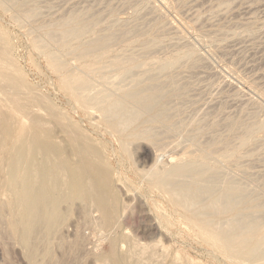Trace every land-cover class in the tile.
<instances>
[{
	"label": "rangeland",
	"instance_id": "374dc122",
	"mask_svg": "<svg viewBox=\"0 0 264 264\" xmlns=\"http://www.w3.org/2000/svg\"><path fill=\"white\" fill-rule=\"evenodd\" d=\"M0 58V264H264V0H0Z\"/></svg>",
	"mask_w": 264,
	"mask_h": 264
},
{
	"label": "bare ground",
	"instance_id": "6f19581e",
	"mask_svg": "<svg viewBox=\"0 0 264 264\" xmlns=\"http://www.w3.org/2000/svg\"><path fill=\"white\" fill-rule=\"evenodd\" d=\"M98 40H99V38H98ZM104 44V43H103ZM101 45V44H100ZM92 48V47H91ZM107 48V47H106ZM96 50H98V49H96ZM89 51H91V50H89ZM0 62H2V59L0 58ZM120 62H121V60H120ZM127 62V61H126ZM79 83H81V82H79ZM65 89L68 91V92H72V90L67 86V87H65ZM76 100H78V99H76ZM115 101V100H114ZM118 102V101H117ZM114 103H116V102H114ZM117 104V103H116ZM117 106V105H116ZM109 107V106H108ZM113 107V106H112ZM111 107V108H112ZM114 107H115V105H114ZM117 108V107H116ZM115 108V109H116ZM119 108V107H118ZM114 109V110H115ZM72 110V109H71ZM110 110V109H109ZM140 110V109H139ZM111 112V111H110ZM124 113V112H123ZM113 115V114H112ZM170 117V116H169ZM114 119V118H113ZM121 119V118H120ZM66 120V119H65ZM153 121V120H152ZM118 123H119V121H118ZM125 122H123V124H124ZM117 124V123H116ZM125 125V124H124ZM123 125V126H124ZM121 127V126H120ZM125 127V126H124ZM122 128V127H121ZM123 131V130H122ZM146 131H148V130H146ZM75 132V131H74ZM73 132V133H74ZM140 137V136H139ZM226 143V142H225ZM59 144V143H58ZM132 144V143H131ZM80 146V145H79ZM93 147V146H92ZM155 147V146H154ZM156 148V147H155ZM76 149V148H75ZM217 149H218V147H217ZM80 150V149H79ZM24 151V150H23ZM148 153V152H147ZM153 154V153H152ZM145 155H146V152H145ZM148 155V154H147ZM204 155V154H203ZM91 156V155H90ZM144 156V155H143ZM145 157V156H144ZM148 158V157H147ZM3 159V158H2ZM171 163V162H170ZM14 167V166H13ZM107 168V167H106ZM84 172V171H83ZM87 172H89V171H87ZM85 175V174H84ZM88 176V175H87ZM98 176V175H97ZM174 176H176V174L175 175H168V177L167 178H169V177H172V180L173 179H175V178H173ZM86 177V176H85ZM90 176H88V178H89ZM158 178H160V177H157V179L155 180V182L153 183L154 184V186H159L160 187V182H159V180H158ZM57 180V179H56ZM89 180H90V178H89ZM157 181H158V183H157ZM24 182V181H23ZM92 182V181H91ZM25 184V183H24ZM93 184V183H92ZM82 185V184H81ZM91 185V184H90ZM89 185V186H90ZM76 187H77V184H76ZM93 187V186H92ZM98 187V186H97ZM168 187V186H167ZM118 188V187H117ZM99 189V188H98ZM90 191V190H89ZM92 191V190H91ZM214 191V190H213ZM29 192H32V191H29ZM29 192L28 191H25V193H24V197H25V203L27 202V204H29V206L27 207V208H31V207H35V205H36V202L35 201H33L32 200V198H30L29 197ZM34 192V191H33ZM77 193H78V191H77ZM173 193V192H172ZM46 194V193H45ZM96 193H94V195H95ZM105 194V193H104ZM30 195H31V193H30ZM131 195V194H130ZM48 196V195H47ZM100 196H101V194H100ZM134 196V195H133ZM177 197V196H176ZM225 197V196H224ZM60 198V197H59ZM92 198V197H91ZM97 198V197H96ZM106 198V197H105ZM184 198V197H183ZM218 199H219V196L217 197ZM226 198V197H225ZM185 199V198H184ZM92 200V199H91ZM211 200H213V199H211ZM216 200V199H215ZM226 200V199H225ZM59 201V200H58ZM57 201V202H58ZM214 201V200H213ZM232 201V200H231ZM102 202V201H101ZM185 202V201H184ZM58 204V203H57ZM209 204V203H208ZM216 204H217V202H216ZM223 204V203H222ZM95 205V204H94ZM194 205V204H193ZM197 205V204H196ZM207 206V205H206ZM218 206H219V204H218ZM227 206V205H226ZM98 207V206H97ZM211 207V206H210ZM224 207H225V205H224ZM94 208V207H93ZM41 209V208H40ZM40 209H38V211L40 210ZM111 209V208H110ZM92 210V209H91ZM95 210V209H94ZM224 210V209H223ZM6 211V210H5ZM222 211V210H221ZM27 212V211H26ZM92 212V211H91ZM114 212V211H113ZM217 212V211H216ZM207 213V212H206ZM41 214V213H40ZM207 214H209V213H207ZM42 215V214H41ZM95 215V214H94ZM202 215V214H201ZM206 215V214H205ZM204 215V216H205ZM237 215H239V214H237ZM90 216V215H89ZM112 216V215H111ZM92 217V216H91ZM96 217V216H95ZM234 217V216H233ZM25 218V228L27 229V230H29L30 228H32L33 226H34V224H36L35 222L37 221L36 220V217L34 216V215H31V216H26V217H24ZM57 217H53L52 218V221L54 220V219H56ZM109 218V217H108ZM111 218V217H110ZM96 219V218H95ZM95 219H93L92 218V220H95ZM115 219V218H114ZM89 220V219H88ZM111 220V219H110ZM116 220V219H115ZM229 220V219H228ZM17 222V221H16ZM95 222V221H94ZM93 222V223H94ZM211 222V221H210ZM93 223H92V221H91V224L93 225ZM97 223V222H96ZM100 223V225L102 224L101 223V221L99 222ZM105 223V222H104ZM208 224H209V222H208ZM33 225V226H32ZM96 225V224H95ZM94 225V227H96ZM99 224L97 225V227L98 226H100ZM106 225V224H105ZM216 225V224H215ZM90 226V225H89ZM102 226V225H101ZM93 227V228H94ZM92 228V229H93ZM99 229V228H98ZM94 231H96V230H94ZM203 231L207 234V236L208 237H210V238H214V236H213V233L210 231V230H208V229H203ZM247 231V230H246ZM91 232H93V231H91ZM93 234V233H92ZM96 234V233H95ZM125 234V233H124ZM102 235V234H101ZM101 235H99V236H101ZM169 235V234H168ZM123 236V235H122ZM121 236V237H122ZM127 236V235H126ZM90 237V236H89ZM95 237V236H94ZM134 237V236H133ZM155 238V237H154ZM244 240V239H243Z\"/></svg>",
	"mask_w": 264,
	"mask_h": 264
}]
</instances>
